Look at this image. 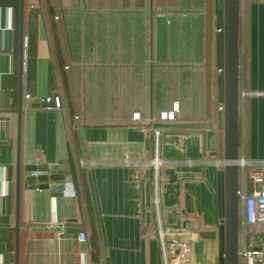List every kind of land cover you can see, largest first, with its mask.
<instances>
[{
  "label": "crops",
  "instance_id": "obj_1",
  "mask_svg": "<svg viewBox=\"0 0 264 264\" xmlns=\"http://www.w3.org/2000/svg\"><path fill=\"white\" fill-rule=\"evenodd\" d=\"M19 16L20 0H0V264H164L159 224L186 233L190 264H224L223 0H23L21 42ZM239 42L238 159L254 162L239 188L248 193L250 175L264 176V0H241ZM47 96L60 108L36 100ZM174 109L163 122L192 126L159 129L156 205L149 119ZM40 164L63 166L61 195L27 169ZM49 227L60 231L31 230Z\"/></svg>",
  "mask_w": 264,
  "mask_h": 264
},
{
  "label": "water",
  "instance_id": "obj_2",
  "mask_svg": "<svg viewBox=\"0 0 264 264\" xmlns=\"http://www.w3.org/2000/svg\"><path fill=\"white\" fill-rule=\"evenodd\" d=\"M239 8L240 0H223V173H224V264H238V106H239ZM23 0H20V42L22 40ZM22 65V47L20 48ZM16 180H15V224L10 228L15 233L17 249L19 231V168H20V104L16 109ZM192 126L183 123L157 122L154 128ZM194 126V125H193ZM198 126V124H197ZM207 138L216 139L214 131H207ZM213 145L211 148H215ZM67 159L71 183L76 194H79L76 180L75 164L67 148ZM29 171L38 170L36 176L40 188H49L55 195H61L66 186V174L60 164L29 165ZM168 175L169 186L176 180L174 169L164 171ZM33 177V176H32ZM34 179V178H33ZM3 230V228H0ZM31 230L60 231L58 227L33 228Z\"/></svg>",
  "mask_w": 264,
  "mask_h": 264
},
{
  "label": "built area",
  "instance_id": "obj_3",
  "mask_svg": "<svg viewBox=\"0 0 264 264\" xmlns=\"http://www.w3.org/2000/svg\"><path fill=\"white\" fill-rule=\"evenodd\" d=\"M26 98H31L30 94H25ZM40 103L51 105L54 108H60L61 100L59 96H47L36 99ZM218 110L223 113V104L218 106ZM177 109L167 112H161L159 116L149 119L151 124L163 121H173ZM132 119L135 122L142 120L139 113H135ZM159 128H153L154 154L149 161L152 171L153 184L155 188L154 202L158 205V182L163 167L166 165L159 155ZM123 164L128 165L131 161L128 155L122 157ZM93 163V162H92ZM83 164V162H82ZM215 165H219L220 161H215ZM254 162L238 159V168H244L246 165H253ZM264 164V163H263ZM32 171V174H36ZM253 188L246 193L242 189L237 190L238 196L241 198V214L243 216L242 225L244 230L238 236V264H264V176L261 171H256L250 175ZM247 226H260L261 230L256 233L249 234ZM186 233L178 231L170 236L163 227L158 225V238L161 243L162 256L164 264H190L189 262V239L185 237ZM80 240H85V235L80 234Z\"/></svg>",
  "mask_w": 264,
  "mask_h": 264
},
{
  "label": "trees",
  "instance_id": "obj_4",
  "mask_svg": "<svg viewBox=\"0 0 264 264\" xmlns=\"http://www.w3.org/2000/svg\"><path fill=\"white\" fill-rule=\"evenodd\" d=\"M240 26H241V0H240V8H239V33H240ZM238 49H239V53H240V42H239V37H238ZM67 125H68V130L71 136H73V131L71 128V123L70 120L67 119ZM223 137V136H222ZM75 149L76 147H74V155H73V159H74V164L75 167L77 165V158H76V154H75ZM240 178H241V170L240 168L238 169V188L240 187ZM240 189V188H239ZM242 221H243V216L241 214V198L240 196H238V232L240 233L242 230H244V227L242 225Z\"/></svg>",
  "mask_w": 264,
  "mask_h": 264
},
{
  "label": "rangeland",
  "instance_id": "obj_5",
  "mask_svg": "<svg viewBox=\"0 0 264 264\" xmlns=\"http://www.w3.org/2000/svg\"><path fill=\"white\" fill-rule=\"evenodd\" d=\"M133 120V119H132ZM134 121V120H133ZM250 230H251V228H249ZM261 230V229H260ZM250 232H252V231H250Z\"/></svg>",
  "mask_w": 264,
  "mask_h": 264
},
{
  "label": "bare ground",
  "instance_id": "obj_6",
  "mask_svg": "<svg viewBox=\"0 0 264 264\" xmlns=\"http://www.w3.org/2000/svg\"><path fill=\"white\" fill-rule=\"evenodd\" d=\"M223 30V29H222Z\"/></svg>",
  "mask_w": 264,
  "mask_h": 264
}]
</instances>
